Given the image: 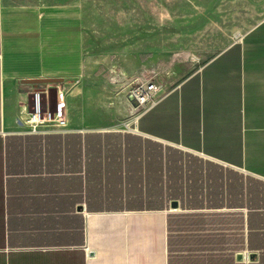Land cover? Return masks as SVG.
Masks as SVG:
<instances>
[{"label": "crops", "instance_id": "0c3cea01", "mask_svg": "<svg viewBox=\"0 0 264 264\" xmlns=\"http://www.w3.org/2000/svg\"><path fill=\"white\" fill-rule=\"evenodd\" d=\"M80 25L73 2L0 0V264H170L158 187L115 185L105 202L86 194L81 142L65 133L136 132L143 151L148 137L264 180V31L231 40L181 77L153 79L155 101L141 111L124 92L132 127L92 128L68 124L62 88L84 66ZM117 68L132 83L147 76ZM34 88L41 109L53 90L65 126L24 122Z\"/></svg>", "mask_w": 264, "mask_h": 264}, {"label": "rangeland", "instance_id": "374dc122", "mask_svg": "<svg viewBox=\"0 0 264 264\" xmlns=\"http://www.w3.org/2000/svg\"><path fill=\"white\" fill-rule=\"evenodd\" d=\"M50 1L73 2L81 12L84 66L62 87L71 126L132 127L111 64L131 75L144 70L146 79L176 70L181 77L231 40L264 31V0ZM48 98L51 108L52 89ZM65 134L81 142L86 194L105 202L115 185L158 187L152 194L165 203L170 264H264L263 179L163 141L153 146L148 137L143 151L136 132Z\"/></svg>", "mask_w": 264, "mask_h": 264}, {"label": "built area", "instance_id": "2783aa9c", "mask_svg": "<svg viewBox=\"0 0 264 264\" xmlns=\"http://www.w3.org/2000/svg\"><path fill=\"white\" fill-rule=\"evenodd\" d=\"M110 82L119 84L120 88L126 87L124 90L125 98L130 105L140 111L154 103V93L157 91L156 82L151 79H143V81L132 83L128 75L118 69L114 64H111L109 71ZM129 82V83H128ZM41 88L32 90V105L31 110L24 117V122L30 126L31 130L35 129L42 122H54L58 127L65 126L66 113L62 103L58 102L55 109L45 107L40 108L39 96Z\"/></svg>", "mask_w": 264, "mask_h": 264}, {"label": "water", "instance_id": "95a60500", "mask_svg": "<svg viewBox=\"0 0 264 264\" xmlns=\"http://www.w3.org/2000/svg\"><path fill=\"white\" fill-rule=\"evenodd\" d=\"M48 80H54V78H47L46 80H44V81H48Z\"/></svg>", "mask_w": 264, "mask_h": 264}, {"label": "bare ground", "instance_id": "6f19581e", "mask_svg": "<svg viewBox=\"0 0 264 264\" xmlns=\"http://www.w3.org/2000/svg\"><path fill=\"white\" fill-rule=\"evenodd\" d=\"M66 130V129H65ZM65 130H61V131H64L65 132Z\"/></svg>", "mask_w": 264, "mask_h": 264}]
</instances>
